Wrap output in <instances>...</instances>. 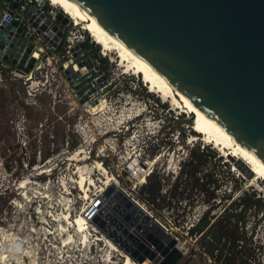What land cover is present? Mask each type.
Here are the masks:
<instances>
[{"label":"rangeland","instance_id":"1","mask_svg":"<svg viewBox=\"0 0 264 264\" xmlns=\"http://www.w3.org/2000/svg\"><path fill=\"white\" fill-rule=\"evenodd\" d=\"M69 38L75 45L87 42V46L67 53ZM61 42L59 51H48L38 61L41 67L30 79L5 69L0 80L8 109L14 104L41 107L32 137L21 107L0 126V264H125V252L96 223L85 217L87 227L80 231L64 218L68 213L75 220L96 198L103 210L110 209L117 216L110 206L114 201L105 194L107 174L178 239L184 254L177 264H264V182L259 181L260 187L249 185L235 164L193 131L191 114L150 92L140 75L124 72L115 51L103 53L80 24L70 20ZM65 62L70 66L82 63L88 69L89 63H96V70L105 75L104 88L90 100L85 89L78 94L74 84L86 75L74 76L73 83L60 69ZM34 79L41 81L39 87L28 93L26 86ZM100 97L108 101L106 107L91 112L89 106ZM60 106L66 109L62 114ZM69 126L74 130L69 139H80L70 150L66 148ZM62 131L64 140L57 141ZM196 145L208 146L216 155L195 175L186 171L187 166L180 172L189 148ZM79 146L84 149L80 160L73 155ZM47 150L50 154L43 157ZM79 167L93 183L87 181L88 197L77 180ZM207 178L214 183L199 184ZM20 181L25 185L19 189ZM144 184L159 187L153 203L143 201L147 197ZM243 191L248 193V206L239 204L229 209L228 216L219 215L231 202L238 203ZM207 207L222 237L214 257L199 254L200 234L189 230Z\"/></svg>","mask_w":264,"mask_h":264},{"label":"water","instance_id":"2","mask_svg":"<svg viewBox=\"0 0 264 264\" xmlns=\"http://www.w3.org/2000/svg\"><path fill=\"white\" fill-rule=\"evenodd\" d=\"M6 1L10 4L8 13L13 14L23 0ZM74 1L185 94L215 128L264 166V0ZM39 6L30 2L25 16L42 44L56 48L70 19L47 0H40ZM31 36L23 21L13 19L5 27L0 23L1 63L30 74L39 52L34 50ZM74 49L81 51L79 44ZM60 69L67 76L72 71L70 67ZM96 72L101 73V69ZM81 81L74 84L78 94L84 89ZM234 166L244 176L252 175L245 162L240 160ZM105 194L110 195L111 203L114 201L111 206L117 216L110 212L102 216L91 209L89 217L115 245L137 264L179 262L184 252L167 227L123 188L110 185Z\"/></svg>","mask_w":264,"mask_h":264},{"label":"bare ground","instance_id":"3","mask_svg":"<svg viewBox=\"0 0 264 264\" xmlns=\"http://www.w3.org/2000/svg\"><path fill=\"white\" fill-rule=\"evenodd\" d=\"M47 1L52 6H56L57 8L62 10V12H64L71 21H73V23L80 24L81 28L85 29L89 33V35L92 36L97 43H99L103 53H108L109 51L111 52L115 51L119 61V65L123 67L124 72L130 71L133 74L140 75L143 81L148 85L147 87L149 88L147 89H149L150 92L158 93L163 101L170 100L169 102L172 104V106H175L176 108H180L181 111L183 112L185 111L186 113L191 114L193 116V122H192L193 131L198 132L201 135H204L203 138L206 141L211 142L214 145V147L217 148V150L222 152V154L226 157L227 161L236 164V163H240L241 160L246 164H248L252 172V175L250 177H247L249 185H258L260 180L264 182V166L261 165L258 161H256L253 157H251L248 153H246L243 149H241L238 145H236L232 140H230L217 128H215L211 124V122L199 111V109L189 100V98L185 94L181 93L180 90H178V88H176L169 80H167L159 71H157L148 61H146L134 49H132L129 45L118 39L116 36L108 32L107 30H105L96 22H94L74 0H47ZM5 21L6 20H4V22ZM63 66L64 68H69L70 64H67L65 62ZM98 66L99 65H96V63H89V69H88L84 65L82 67L77 65H72L70 66L72 70L71 74L67 76V78L74 83L73 77L76 71L77 72L79 71L80 75L83 76L86 75L84 79H80V80H82L81 87L85 89L86 96H89V100L90 98L97 95L100 92L99 90L104 88L105 75L96 72ZM107 102L108 101H106V99H103L102 97L95 99V102H93L89 106L91 108V112L97 113L103 110L106 107ZM83 152L84 149L79 146V148L75 150L73 155L78 156L80 160L82 159L81 154ZM96 165L101 168L99 163H97ZM82 169H83L82 167H79V169H77L80 172V176L77 177L78 178L77 180L81 189L83 191H86L85 197L86 196L88 197L87 184L89 182L90 185V183L92 182H91V178L88 179L86 177L89 180L88 181L83 177L84 174H82V171H84L85 169L84 170ZM140 178H141L140 179L141 182L145 181V176H142ZM117 183L118 181L114 177L110 176L109 174L106 175L104 181L105 185H108V187L112 185L114 186V188L117 187L119 188ZM24 185H25L24 181H20L19 189ZM258 186L260 187L261 185ZM121 199L122 201H124V199H126V196L125 195L122 196ZM132 202L135 203V201ZM100 204H101V200L96 198L92 200L90 205L85 210H83V215L75 216V220H72L69 217V214L65 213L64 218L65 219L68 218L66 221L67 223L69 224L72 223V225L75 226L78 230L84 231L87 227V222H88L86 218L89 219V213H90L89 210L97 209V212L98 211L102 212V216H104L106 213H109L110 209L109 210L104 209V211H102L103 209ZM141 206L145 208L143 205ZM131 231L133 232V230ZM109 243L111 244L110 240L107 241V244ZM113 248L115 250L117 249L115 245ZM123 256L125 258V264H136V262L132 260V258L129 255L123 254Z\"/></svg>","mask_w":264,"mask_h":264},{"label":"trees","instance_id":"4","mask_svg":"<svg viewBox=\"0 0 264 264\" xmlns=\"http://www.w3.org/2000/svg\"><path fill=\"white\" fill-rule=\"evenodd\" d=\"M62 46H63V42H61L55 48L54 52L59 51L62 48ZM80 46L82 49H84L87 46V42L80 43ZM6 101L8 100L4 94V90H0V126H3L2 124H5L4 122L8 123V121L11 120L10 114L11 113L14 114L15 109L18 107H21L25 119L28 121V123L30 122L29 124L27 123L28 124L27 130L29 133V137L34 136L35 134L32 132L31 129L35 127L37 123L40 121L41 107L36 104H14L12 109H8L7 107L9 104H4L6 103ZM60 107H59L60 109H58L59 110L58 112L62 114L66 109H64L62 106ZM53 117L55 116L53 115ZM73 132H74L73 128L69 126L66 132L68 135V138H66V143H67L66 148L68 150L75 148L80 143V139L78 136L76 138L71 136L72 138L69 139L70 134L74 135ZM57 135H58L57 141L64 140V136H65L64 131H62L61 133L59 132V134L57 133ZM31 143L33 147L36 145V137L32 138ZM54 150H56V148H54ZM211 153L213 154L211 155ZM49 154H50V151L47 150L43 154V157H47ZM215 155L216 153L214 152V150H212L208 146H203L202 148H200V145L192 146L188 150L187 157L184 160V163L180 168V172L184 167L187 166L188 169L186 171L189 172L190 175H195L196 173L203 170L204 166H206L207 163L209 162V159ZM204 175H207V174H204ZM207 181H211L214 183L212 179L209 180L207 178L206 181H202L203 183H199V184L205 185ZM142 187L143 189L146 188V192H147L146 194L147 197H144V200L143 199L142 200L146 203H149V200H151L153 203L155 198L158 196V188H159L158 185L155 186L153 184L152 185L144 184L142 185ZM211 193L212 195H214L213 191H211ZM247 197H248V193L246 191H243L242 194L239 196L240 201L238 203H236V200L231 202L230 204L232 206H226L219 215H222V217L228 216V214H230L229 209H233V208L236 209L239 206V204H242V208L247 207L248 206V203L246 202ZM209 208L210 207L206 208L205 212L202 213L198 221L195 224H193L191 227H189V230L190 232L196 231L197 232L196 234H200L199 237L197 238L199 247L201 248V251L199 252V254H205V255L214 257L216 250L218 252V249L222 243L221 242L222 237L215 230L214 228L215 222L211 221V218L208 215ZM188 257L189 255L183 260H187ZM230 262L232 263V261Z\"/></svg>","mask_w":264,"mask_h":264},{"label":"built area","instance_id":"5","mask_svg":"<svg viewBox=\"0 0 264 264\" xmlns=\"http://www.w3.org/2000/svg\"><path fill=\"white\" fill-rule=\"evenodd\" d=\"M39 1H40V0H23L21 3H19L18 7L14 9L13 14H9V13H8V9L10 8V4H9V2L6 1V0H0V23L3 24V26L5 27V26H6L7 24H9L13 19H15V20H17V21H19V22L23 21L24 24H25V26H26V30H27V31H30L31 34H32V36H31V40H32V41L34 42V44H35V45H34V50H36V51L39 50V52H40V54H39V52L37 53L38 56H37V58H36V62L34 63V66H33L32 71H31L30 74H28V75L23 74V73L17 71V70L15 69V67H11V68L6 67L5 65H3V64L1 63V60H0V80H2V75H3V72H4L5 69L10 70V72H11L14 76H16V77H26V79H30L31 77H33V76H32L33 71H37V70L41 67V65L38 63V61H41V59H42L45 55H47L48 51L51 52V50H53V51L55 50V48H49V47H47L46 45H43V44H42V39H41V37L35 32V27L32 26V24L28 21V19H27L26 16H25V13H26V11H27L28 8H29V4H30V2H33L34 5H35V7L41 8V7L39 6ZM50 5H51V4H50ZM51 7H53V6L51 5ZM4 20H6V21L4 22ZM68 24H69V23H67V24L64 26L65 30H66V27H67ZM19 42H20V39H17V41H16V46H18ZM60 42H61V41H60ZM60 42L58 43V45L60 44ZM74 45H75V43L73 42L72 39H70V38L67 39V43L65 44V51H66L67 53H69V52L71 51L70 49L73 50ZM79 45H80V43H79ZM6 47H7V45L4 46L2 52L5 51ZM80 48H81V46H80ZM81 49H82V48H81ZM14 50H15V49H13L12 51H14ZM53 53H54V52H53ZM45 58H46L47 60L49 59L48 56H46ZM29 76H30V77H29ZM27 77H28V78H27ZM40 82H41V81H40L39 79H38V80L34 79L33 81H31V84H28V85L26 86V88H27V92H28V93H31V91H34L36 87H39V83H40ZM132 197H133V196H132ZM133 198H134V197H133ZM135 200H136V199H135ZM136 201H137V200H136ZM137 202H138V201H137ZM140 205H142V204H140ZM91 218H92V217H89V220H90V221H91Z\"/></svg>","mask_w":264,"mask_h":264}]
</instances>
